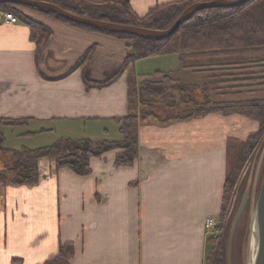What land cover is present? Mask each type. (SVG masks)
Returning a JSON list of instances; mask_svg holds the SVG:
<instances>
[{"label": "crops", "instance_id": "1", "mask_svg": "<svg viewBox=\"0 0 264 264\" xmlns=\"http://www.w3.org/2000/svg\"><path fill=\"white\" fill-rule=\"evenodd\" d=\"M182 1L128 4L142 18L155 7ZM2 13L0 119H30L28 132L117 139L111 120L127 114L125 73L102 89L86 90L83 79L102 82L116 73L127 42L22 11L49 30L37 45L26 23L10 24ZM89 50L86 64L75 68ZM134 68L139 77L158 71L185 84L203 82L182 70L176 55L142 59ZM257 128L240 115L216 113L165 125L144 123L132 166L116 168L114 150L90 159L91 174L85 177L67 169L51 174L50 162L40 160L38 185L0 189V264L13 259L42 264L67 243L74 250L70 264H203L205 223L220 213L230 143L244 142Z\"/></svg>", "mask_w": 264, "mask_h": 264}, {"label": "trees", "instance_id": "2", "mask_svg": "<svg viewBox=\"0 0 264 264\" xmlns=\"http://www.w3.org/2000/svg\"><path fill=\"white\" fill-rule=\"evenodd\" d=\"M33 1L50 3L73 15L88 19L164 31L172 26L188 6L212 0H184L158 6L142 18H138L131 11L128 0ZM20 8L10 3L0 4V12L12 13L26 23L30 27L31 39L40 45L49 35V30L27 18ZM29 8L79 29L102 33L127 42L126 57L116 73L102 82L83 79L86 90L102 89L125 73L127 114L111 120L117 128V139L59 137L49 145L33 149L6 148V137L2 131L5 128L27 127L30 119H0V189L5 186L38 185L41 180L38 168L40 160L50 162L51 174L67 169L85 177L91 174L90 159L101 158L106 153L117 150L114 166L130 167L138 159V129L144 123L165 125L200 118L210 113L224 116L237 114L255 121L258 128L243 142L235 164L231 167L227 165L221 209L217 217V233L207 234L203 262L228 264L230 230L238 209V202L234 204L236 186L240 182L242 168L254 154H259L264 143V98H226L264 93V0H250L231 8L201 10L164 39L141 38L108 29L87 27L66 21L47 8ZM168 55H176L181 69L190 71L203 82L185 84L170 73L158 71L141 77L135 73L134 66L137 61ZM89 57L90 50L78 60L75 68L83 67ZM51 131L41 129L18 136L33 137ZM248 188L249 186L245 191ZM246 212L247 205L238 225L244 220ZM247 220L249 221V216ZM73 255L72 243L60 244L57 253L42 264H70ZM12 264H21V260L13 259Z\"/></svg>", "mask_w": 264, "mask_h": 264}, {"label": "rangeland", "instance_id": "3", "mask_svg": "<svg viewBox=\"0 0 264 264\" xmlns=\"http://www.w3.org/2000/svg\"><path fill=\"white\" fill-rule=\"evenodd\" d=\"M21 10L25 14L28 12L32 13V11H34L30 9L28 6H21ZM146 63H149V62H146ZM149 65L155 66V63L150 62ZM248 98H264V93H257L256 95L249 96V97H247L246 95H243L240 98H233V99L227 98V100H237V99L246 100ZM103 128L108 129L109 126L104 125L102 129ZM31 130L32 129L29 127L3 129L2 131H4V134L6 137L5 147L15 148V149H18L21 147L37 148L40 146L49 145L53 143L55 140H57V138L62 137V136H67L71 138H81L83 136V135H78V134L64 133L62 130L38 134L33 137L18 136L21 133L28 132ZM94 139H97V138L94 137ZM242 146H243V142L242 143L240 142L230 143L229 153H228L229 167L235 164L240 154V151L242 149ZM263 150H264V143L261 149L259 150V154L258 153L254 154V156L249 160V162L244 166V168H242V172H241L242 175L239 180L240 182H238L236 186V194H235L236 197H235L234 204L237 201L238 207H239L240 202L245 192L248 193L249 197H248V202H247V212H246V215L243 217L244 220H242L239 225L237 224L235 228V232H234V234L235 233L236 234L235 235L233 234V237L229 243V249H227L228 264H247L251 237L254 238L253 240H254L255 245L257 243L256 232L255 231L252 232V225L254 226V224H252L251 220L253 217L255 202H256L258 192H259L260 182H261L262 173H263ZM250 163H251V166H250ZM247 186H249V188L247 191H245ZM247 215L249 216V221L247 220V217H248ZM245 223H247V225Z\"/></svg>", "mask_w": 264, "mask_h": 264}, {"label": "water", "instance_id": "4", "mask_svg": "<svg viewBox=\"0 0 264 264\" xmlns=\"http://www.w3.org/2000/svg\"><path fill=\"white\" fill-rule=\"evenodd\" d=\"M248 1L250 0H212L205 3H194L188 6L180 14V16L177 18V20L172 24V26L169 29L164 31H153L139 27H133V26L121 25L115 23H107L100 20L88 19L73 15L53 4L46 2H39L33 0H0V4L10 3L17 6H28L32 8H47L56 12L64 20L79 25L93 27L97 29H108L116 33L126 34L141 38L154 37V38L164 39L171 36L180 27L181 24L188 21L190 17H192L195 13L201 10L216 9V8H231L242 5ZM248 197H249L248 193L245 192L231 226L230 240L232 239L233 234L235 232V228L246 208ZM251 221L252 224L255 223V232L257 237V250H256V257L254 264H264V150H263V173H262L260 188L256 198L254 213Z\"/></svg>", "mask_w": 264, "mask_h": 264}, {"label": "built area", "instance_id": "5", "mask_svg": "<svg viewBox=\"0 0 264 264\" xmlns=\"http://www.w3.org/2000/svg\"><path fill=\"white\" fill-rule=\"evenodd\" d=\"M1 19L10 23V24H17L19 20L14 16L12 13H3L1 14ZM217 221L214 218L207 219L205 223V229L207 234H216L217 233Z\"/></svg>", "mask_w": 264, "mask_h": 264}, {"label": "bare ground", "instance_id": "6", "mask_svg": "<svg viewBox=\"0 0 264 264\" xmlns=\"http://www.w3.org/2000/svg\"><path fill=\"white\" fill-rule=\"evenodd\" d=\"M253 224H254V226L252 225V232L255 231L254 230L255 229V223H253ZM253 239H254L253 237H251V239H250V246H249V254H248V262H247V264H254L255 263L257 243L255 245Z\"/></svg>", "mask_w": 264, "mask_h": 264}]
</instances>
